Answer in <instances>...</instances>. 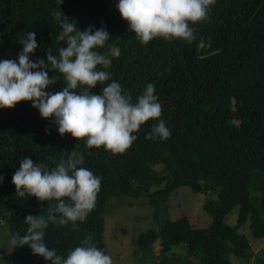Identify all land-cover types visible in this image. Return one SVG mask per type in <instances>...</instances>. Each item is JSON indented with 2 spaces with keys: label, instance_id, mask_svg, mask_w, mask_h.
Wrapping results in <instances>:
<instances>
[{
  "label": "trees",
  "instance_id": "trees-1",
  "mask_svg": "<svg viewBox=\"0 0 264 264\" xmlns=\"http://www.w3.org/2000/svg\"><path fill=\"white\" fill-rule=\"evenodd\" d=\"M118 0H0V59H17L21 40L35 31L39 45L32 59L58 55L66 46L57 39L62 31L54 11L76 22L78 29L105 27L108 45L120 48L108 69L110 79L91 91L117 81L136 103L148 84L162 106L161 118L170 129L168 139H146L158 120H149L134 135L137 139L124 153L103 148L89 149L84 139L61 137L51 120L41 118L30 102L13 109H0V209L14 215L10 233L23 236L29 227L27 215H48V205L34 197L21 199L12 176L25 157L51 170L73 150L83 156L82 167L101 178L95 208L85 222L57 227L49 224L44 240L65 258L82 242L109 255L104 243L103 215L113 198L145 200L159 211H167L171 194L187 187L195 194L213 195L203 210L210 216L207 228L194 217L181 215L164 220L158 230L141 233L140 249L160 243L159 264H167L174 249L183 247L189 264H232L229 257L264 264L255 257L251 239L264 241V0H214L206 22L191 25L196 40L157 38L143 45L129 30L117 10ZM206 43L199 48L200 40ZM108 52V48L99 49ZM215 54L211 55L212 53ZM47 91H61L63 76ZM86 87V86H84ZM83 87H78L81 92ZM238 123L236 126L234 123ZM259 196L253 197L252 194ZM238 207L236 225L225 218ZM249 222L251 239L238 233ZM9 264H50L28 247H14Z\"/></svg>",
  "mask_w": 264,
  "mask_h": 264
},
{
  "label": "clouds",
  "instance_id": "clouds-1",
  "mask_svg": "<svg viewBox=\"0 0 264 264\" xmlns=\"http://www.w3.org/2000/svg\"><path fill=\"white\" fill-rule=\"evenodd\" d=\"M63 0H61V3ZM214 0H118L116 5L129 30L141 44L148 45L157 38L182 40L192 44L196 29L190 27L206 22ZM62 31L57 39L66 46L59 48L58 55L48 52L45 59H32L39 45L35 31L22 38L17 59H0V109H13L20 102H30L44 120H51L61 137L70 135L75 140L84 139L89 149L103 148L113 154L124 153L137 139L134 133L149 120H158L146 139H168L171 135L162 116V105L155 95V86L148 84L136 103L125 94L121 85L113 80L102 88L101 94L91 90L97 84L110 79L108 69L112 59H118L121 50L108 45L111 37L105 27L90 26L80 30L72 19L60 11L52 13ZM207 45L200 40L199 48ZM107 47L108 52L99 49ZM56 70L66 81L61 91H47L58 81L49 76V68ZM86 86V87H84ZM78 87H83L77 92ZM84 158L75 150L62 159L55 168L34 163L25 157L12 176L16 194L21 199L34 197L37 201H56L48 205V215H27L24 222L29 226L26 234L12 237L14 247H28L32 254L50 264H113L112 257L103 250L82 242L65 258L55 248H49L44 240L49 224L57 227L77 221H86L95 208L101 189V178L88 168L82 167ZM4 177L0 176V183Z\"/></svg>",
  "mask_w": 264,
  "mask_h": 264
},
{
  "label": "rangeland",
  "instance_id": "rangeland-1",
  "mask_svg": "<svg viewBox=\"0 0 264 264\" xmlns=\"http://www.w3.org/2000/svg\"><path fill=\"white\" fill-rule=\"evenodd\" d=\"M236 126L238 123H234ZM258 193L252 194L253 197ZM215 196L195 194L189 188L182 187L171 194L167 211H159L145 200H130L113 198L106 207L103 215V239L107 246L113 264H159L160 243L151 248L140 249L137 246L138 236L148 230H158L164 220H176L187 214L197 221V226L207 228L211 224L210 216L203 210L206 201ZM14 215L11 209H0V264H9L13 252L10 233V222ZM238 207L234 208L225 218V223L231 227L236 225ZM240 235L251 239L249 222L238 230ZM251 248L255 257L264 256V241L251 239ZM167 264H189L183 247L174 249L169 255ZM232 264H253V261L229 257Z\"/></svg>",
  "mask_w": 264,
  "mask_h": 264
},
{
  "label": "water",
  "instance_id": "water-1",
  "mask_svg": "<svg viewBox=\"0 0 264 264\" xmlns=\"http://www.w3.org/2000/svg\"><path fill=\"white\" fill-rule=\"evenodd\" d=\"M216 52L212 53L211 55L215 54ZM162 106H164L167 102H160Z\"/></svg>",
  "mask_w": 264,
  "mask_h": 264
}]
</instances>
